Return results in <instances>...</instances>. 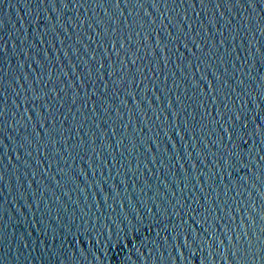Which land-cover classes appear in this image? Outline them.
Returning a JSON list of instances; mask_svg holds the SVG:
<instances>
[{
  "label": "water",
  "instance_id": "95a60500",
  "mask_svg": "<svg viewBox=\"0 0 264 264\" xmlns=\"http://www.w3.org/2000/svg\"><path fill=\"white\" fill-rule=\"evenodd\" d=\"M0 264H264V0H0Z\"/></svg>",
  "mask_w": 264,
  "mask_h": 264
}]
</instances>
